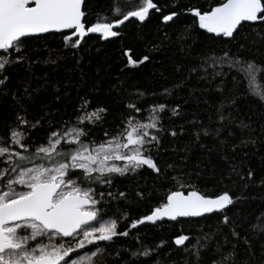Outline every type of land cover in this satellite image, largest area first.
<instances>
[{"label": "trees", "instance_id": "obj_1", "mask_svg": "<svg viewBox=\"0 0 264 264\" xmlns=\"http://www.w3.org/2000/svg\"><path fill=\"white\" fill-rule=\"evenodd\" d=\"M154 2L160 11L152 10L144 22L125 21L116 38L73 36L80 39L73 47L55 32L28 38L12 52L10 59H23L0 74L8 77L0 85V137L19 124L20 113L32 123L41 121L28 132L33 144L39 143L63 122L75 124L87 100L89 113L105 109L103 119L87 124L85 139L99 143L121 131L130 113L146 122L151 110L164 104L159 144L151 152L160 173L145 166L113 175L111 184L93 185L102 217L116 219L118 230L129 232L93 244L90 248L101 247L94 264H264V99L257 98L264 74L258 71L250 83L242 70L219 62L213 67L210 60L227 53L264 65V27L245 25L234 38L217 37L198 27L192 10L208 11L222 0ZM136 3L86 0V12L92 22L97 14L114 22L122 18L114 6L126 11ZM173 12L172 21L163 19ZM126 52L143 62L129 64ZM129 103L141 111L134 112ZM193 188L209 197L227 191L233 203L201 219L131 228L170 191ZM180 235L189 237L184 245L175 244ZM145 249L148 256L142 255Z\"/></svg>", "mask_w": 264, "mask_h": 264}, {"label": "snow or ice", "instance_id": "obj_2", "mask_svg": "<svg viewBox=\"0 0 264 264\" xmlns=\"http://www.w3.org/2000/svg\"><path fill=\"white\" fill-rule=\"evenodd\" d=\"M86 7V0H0V74L6 72L7 65L23 59L9 57L12 52H19L28 38L63 33L65 41L75 47L90 33L99 34L105 40L116 38L125 21L135 18L144 22L152 10L160 11L154 0H137L126 11L114 6L117 17H122L114 22L101 19L99 14L92 22ZM192 14L198 18L200 29L217 37L234 38L245 25L264 27V0H222L208 11L193 9ZM175 15L173 12L163 19L172 21ZM73 36L80 39L73 40ZM129 52L125 53L129 64L143 62L134 60ZM210 60L213 67L219 62L227 63L230 70H242L250 83L256 80L258 71L264 74V65L258 68L255 62L228 57L227 53ZM7 79V75H0V85ZM257 98L264 99V88ZM88 104L85 100L81 105L83 115L77 116L75 124L63 122L39 143L33 144L28 132L29 125L35 128L41 121L32 123L20 113H17L19 124L10 127L7 137H0V164L3 165L0 168V264H83L72 259L70 253L85 248L86 244L129 235L128 231L118 230L116 219H103L93 185L111 184L113 175L123 176L145 166L160 173L151 155L159 144V137L150 130L157 129V109L162 111L165 105L151 110L149 122L138 120L130 113L121 131L96 143L85 139L89 137L87 124L103 119L101 113L105 109L89 113ZM127 107L134 112L141 111L135 103ZM173 114H177L176 110ZM232 203L233 197L227 191L209 197L195 188L186 193L173 190L150 214L133 221L131 228L164 218L175 221L181 217H200L221 211ZM224 219L227 223L226 216ZM65 238L75 240V248L71 243L66 244ZM188 240L187 235H180L175 244L184 245ZM195 254L199 255V249ZM142 255L148 256L149 251L145 249Z\"/></svg>", "mask_w": 264, "mask_h": 264}, {"label": "rangeland", "instance_id": "obj_3", "mask_svg": "<svg viewBox=\"0 0 264 264\" xmlns=\"http://www.w3.org/2000/svg\"><path fill=\"white\" fill-rule=\"evenodd\" d=\"M0 55H2V54H0ZM156 114H157V116L159 115V109H157ZM146 122H149V121L147 120ZM158 125H159V120H158V124H157V129H158ZM157 129H151L150 132H152L153 134H156ZM97 208H98V204H97ZM103 219L108 220V218H104V217H103ZM93 223L95 224V222H93ZM65 242H66V244L71 243V245L75 248L76 241L73 240L72 238L65 239ZM99 242H108V241H97L93 244H98ZM93 244H86L85 248H83V249H75L73 253H70L71 258L77 260L78 262L83 261V264H94V259L100 253L101 247L90 248Z\"/></svg>", "mask_w": 264, "mask_h": 264}, {"label": "water", "instance_id": "obj_4", "mask_svg": "<svg viewBox=\"0 0 264 264\" xmlns=\"http://www.w3.org/2000/svg\"><path fill=\"white\" fill-rule=\"evenodd\" d=\"M51 33H55V32H50V33H45V34H39V35L36 36V37H40V36L47 35V34H51ZM226 208H227V207H226ZM223 210H224V209H223ZM223 210H221V211H214L213 213L205 214V215L200 216V217H187V218L181 217V218H178V219H183V220H185V219H201V218L206 217V216H208V215H210V214H217V213H220V212H222ZM165 219H167V218H164L163 220H165ZM159 221H160V220H159ZM65 239H70V238H65Z\"/></svg>", "mask_w": 264, "mask_h": 264}]
</instances>
